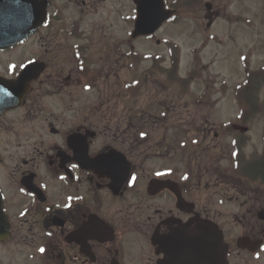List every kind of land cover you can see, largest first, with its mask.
I'll return each instance as SVG.
<instances>
[{
	"label": "flooded vegetation",
	"instance_id": "flooded-vegetation-1",
	"mask_svg": "<svg viewBox=\"0 0 264 264\" xmlns=\"http://www.w3.org/2000/svg\"><path fill=\"white\" fill-rule=\"evenodd\" d=\"M53 6L50 0L45 26L0 50V55L23 50L2 66L0 80L19 81L23 68L34 62L14 106L0 108V264H174L181 250L176 242L187 234L175 226L194 221L221 231L228 264H258L264 256V141L258 151L249 122L242 130L228 128L223 151L208 142L212 133L215 139L221 136L212 117L186 128L195 122L190 110L187 121L178 123L196 139L188 153L200 152L202 171L197 175L195 165L181 170L178 145L186 138L165 126L170 113L161 109L166 117L157 115L164 132L147 112L140 122L113 115L115 99L129 104L124 92L117 97L97 92L105 85L101 80H116L110 76L115 67L104 51L106 43L89 53L79 45L80 25L67 27ZM209 12L221 14L213 7ZM134 40L131 33L130 43ZM166 46L174 50L170 42ZM125 53L130 65L148 62L133 47ZM120 56L125 57L124 50ZM149 61L151 67L175 62ZM149 74L146 70L136 79H144L143 89ZM157 95L170 98L167 92ZM84 97L94 98L86 108ZM48 99L59 101L54 105L61 106L59 113ZM80 102L79 110L71 106ZM212 186L218 188L214 198Z\"/></svg>",
	"mask_w": 264,
	"mask_h": 264
},
{
	"label": "rangeland",
	"instance_id": "rangeland-1",
	"mask_svg": "<svg viewBox=\"0 0 264 264\" xmlns=\"http://www.w3.org/2000/svg\"><path fill=\"white\" fill-rule=\"evenodd\" d=\"M52 1L54 4L52 12L62 16L67 27L74 22L80 25L77 33L81 39L79 41L81 47L88 48L89 53H93L99 45L102 48L106 43L104 51L115 67L110 76L116 80L115 83L107 78L104 81L101 80L100 82L105 85L103 90L100 86L97 92H106V95L110 92L115 93L116 97L117 94L124 92L125 95L129 94L135 98L127 101L129 105L123 102L119 105L115 99L111 108V112L114 108L113 115L118 112L122 116L125 114L136 122H140L144 112H147L146 116L152 120L154 126L164 132L160 123L162 121L157 118V115L163 114L161 109L170 113L169 119L164 123L165 126H173L175 132L181 130V134L186 138L185 144L178 145L181 146L178 154L182 163L181 170H188L195 165L197 175L202 171L203 159L200 152L188 153V144H194L196 139L193 140V137L187 134L186 128L197 126L196 123L203 122L206 116L214 119L218 124L216 131L221 134L216 139L213 133L211 134L212 137L208 141L211 145L217 143V147L224 151L229 139L226 137L229 133L228 128L235 125L242 130V125L249 122L252 131L249 135L257 150L262 149L264 141V69L262 70L264 0H197L192 8L185 6L183 0H167L170 4L177 2L180 17L176 22L166 25L153 40H134L131 43L130 35L136 14V7L131 0ZM207 4H210L214 10L218 9L221 13L220 17H214L212 12L207 10ZM210 20L213 24L209 27ZM99 32H104L107 40L103 39L102 34L98 36ZM157 40H161L162 43L174 41L173 44L179 45L180 63L177 68L180 75L179 84L172 85L167 74L156 73L155 67H151L150 62L137 66L129 64L126 58L128 54L125 51L132 47L143 57L147 55L146 53L168 55L166 44L159 46L156 43ZM119 43L120 47L117 46ZM121 50H124L125 57L119 59ZM22 52L23 50L20 52L14 50L0 55V71L2 66L5 67L8 61L16 59ZM117 59L120 61L118 65ZM149 68H152L153 76L149 80L156 82L160 79L168 88H171L165 91L159 84L153 86L150 82L145 89L142 86H136L137 77H142ZM143 81L144 79L141 82ZM157 92H167L170 98H165L164 95L158 96ZM249 98L254 104L252 107L248 103ZM89 100L93 102L94 98L84 97L82 101L84 108ZM48 103L54 112L59 113L61 106L54 107L56 104L60 105L58 100L48 99ZM159 104L162 106L159 107ZM80 105L81 102L71 106L79 110ZM103 109L99 110L106 117L108 105L103 106ZM140 109L143 110L142 114ZM190 110L193 111L195 122L191 120L185 129H181L184 125L178 122L187 121ZM165 117L166 115L163 116ZM212 139L216 142H212ZM163 145L162 142L159 143V146ZM250 149L255 150V147ZM211 153L215 154L212 151ZM199 181L200 178L197 176L196 182ZM217 189L212 186L209 191L211 198L216 197ZM227 210L236 212L237 208L228 206ZM258 264H264V256L259 259Z\"/></svg>",
	"mask_w": 264,
	"mask_h": 264
},
{
	"label": "water",
	"instance_id": "water-1",
	"mask_svg": "<svg viewBox=\"0 0 264 264\" xmlns=\"http://www.w3.org/2000/svg\"><path fill=\"white\" fill-rule=\"evenodd\" d=\"M137 8V20L133 37L154 34L172 16L166 10L164 0H132ZM48 0H0V50L7 49L24 41L36 28L45 23ZM33 69V64L25 69L23 75ZM22 81L6 83L0 81V105H7L17 95ZM192 229V226H189ZM213 248L208 254L211 264H225L226 251L222 247V236L213 230ZM193 259V258H192ZM203 261V259H202ZM195 264L200 258L195 257Z\"/></svg>",
	"mask_w": 264,
	"mask_h": 264
},
{
	"label": "snow or ice",
	"instance_id": "snow-or-ice-1",
	"mask_svg": "<svg viewBox=\"0 0 264 264\" xmlns=\"http://www.w3.org/2000/svg\"><path fill=\"white\" fill-rule=\"evenodd\" d=\"M29 63H34V62H33V61H29ZM0 91H3V89L0 88ZM141 135H144V134L142 133ZM156 175H157V176H162V175H164V173L157 172ZM186 178H187V177H185V179H186ZM135 179H136V177H132V180H133V181H134ZM41 251H44V250L41 249Z\"/></svg>",
	"mask_w": 264,
	"mask_h": 264
},
{
	"label": "trees",
	"instance_id": "trees-1",
	"mask_svg": "<svg viewBox=\"0 0 264 264\" xmlns=\"http://www.w3.org/2000/svg\"><path fill=\"white\" fill-rule=\"evenodd\" d=\"M191 0H189V2H190ZM188 5V4H187ZM248 103H250V104H252V100L249 98L248 99Z\"/></svg>",
	"mask_w": 264,
	"mask_h": 264
}]
</instances>
